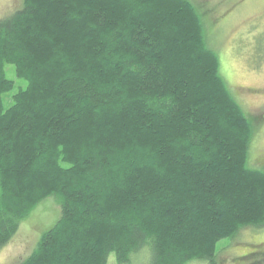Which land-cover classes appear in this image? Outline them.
<instances>
[{"label":"trees","instance_id":"trees-1","mask_svg":"<svg viewBox=\"0 0 264 264\" xmlns=\"http://www.w3.org/2000/svg\"><path fill=\"white\" fill-rule=\"evenodd\" d=\"M206 2L23 0L0 18V249L44 199L60 206L19 264H214L220 240L264 224ZM5 64L25 81L8 108Z\"/></svg>","mask_w":264,"mask_h":264},{"label":"rangeland","instance_id":"rangeland-1","mask_svg":"<svg viewBox=\"0 0 264 264\" xmlns=\"http://www.w3.org/2000/svg\"><path fill=\"white\" fill-rule=\"evenodd\" d=\"M206 1L205 9L214 7L213 21L216 23L213 27L207 24L206 28H211L207 35L212 36L210 45L218 54L220 74L253 123L247 165L264 172V0ZM22 4L23 0H0V18ZM4 69L6 78L14 85L3 94L4 107L8 108L12 105L13 94L20 86H25V81L16 77L13 65L5 64ZM59 214L60 206L54 197L40 202L0 249V264H19L29 256L41 236L58 220ZM239 232L217 243L214 264H252L257 260L258 264H264V224ZM107 264H116L114 254L108 256ZM188 264L211 263L193 260Z\"/></svg>","mask_w":264,"mask_h":264}]
</instances>
